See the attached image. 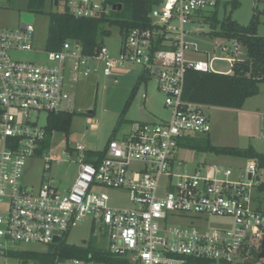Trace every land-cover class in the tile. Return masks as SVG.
Here are the masks:
<instances>
[{"label":"built area","instance_id":"obj_1","mask_svg":"<svg viewBox=\"0 0 264 264\" xmlns=\"http://www.w3.org/2000/svg\"><path fill=\"white\" fill-rule=\"evenodd\" d=\"M219 1L158 0L148 14L149 26L128 30L121 52L114 58L105 46L86 55L81 43L68 41L60 51L44 50L45 61L20 60L16 53L40 52L34 25L0 28V257L9 254L10 244L49 248L56 244V237L61 242L74 224L92 216L94 226L107 238V246L99 248L117 258L116 264H189L191 259L251 264L257 259L264 242V212L256 209L251 195L259 175L257 164L252 161L248 166L250 183L245 185L232 182V171L216 165L187 171L176 153L187 134L211 132L207 106L183 98L189 71L216 73L211 68L213 60L188 58L199 50L189 42L192 33L186 26L207 18ZM52 3L61 5V12L86 19L111 16L115 6L110 0ZM220 48L232 68L244 63L237 59L242 45L236 39ZM92 63L103 65L106 77L112 76L117 65L142 67L165 94L166 105L173 109L171 119L138 124L124 138L111 139L105 157L97 164L86 161L90 150L83 146L70 150V154L81 152L77 159L80 170L67 191L48 180L37 191L26 189V162L45 148L48 115L68 112L67 74L74 81L88 77L98 70ZM42 115L45 124H41ZM133 162L142 163V170L131 172ZM104 187L126 191L133 207H112L108 194L101 191ZM184 215L231 217L234 228L169 227V219ZM55 264L114 263L90 257L57 258Z\"/></svg>","mask_w":264,"mask_h":264},{"label":"rangeland","instance_id":"obj_2","mask_svg":"<svg viewBox=\"0 0 264 264\" xmlns=\"http://www.w3.org/2000/svg\"><path fill=\"white\" fill-rule=\"evenodd\" d=\"M113 4L114 1L110 0ZM113 1V2H112ZM117 1V0H116ZM122 4V3H120ZM115 5V4H113ZM123 5V4H122ZM61 5L55 6L52 0H46L43 7L36 5L29 7V0H0V28L11 30L21 27V16L25 13L34 15L33 25L36 30V49L40 52L16 53L20 60L45 61V41L49 26V13L61 12ZM215 11V10H214ZM221 23L230 17L241 26H248L255 19L257 31L264 38V0H220L215 11ZM117 19L129 17V9L122 6L121 11L113 10ZM210 20L207 19V21ZM209 23V22H208ZM111 35L102 40L111 56L118 57L124 44V36L116 26L109 27ZM192 35L189 42L196 44L199 53L188 54V58L196 61L213 60L211 68L219 74H231L233 68L225 60L227 56L222 52L220 45L231 44V39L216 37L212 32H218L220 25L212 28L204 20L186 26ZM238 61L249 60L248 52L241 48ZM97 72L88 77L79 76L73 80L67 74L66 87L71 99L66 108L74 113L71 133L66 137L62 133H55L44 150L26 162L23 186L31 191H37L45 180L56 186L60 191H67L79 174L80 163L78 157L81 152L70 150L83 146L87 151H103L109 140L114 137L122 139L135 130V124L145 122L164 123L171 119L173 109L166 105V96L159 89L156 78L140 66L126 64L115 66L112 76L106 77L103 65L92 63ZM136 90V91H135ZM134 95L130 106L126 109L128 101ZM211 123V132L207 137L216 147H230L249 149L264 154V83L260 85L259 94L246 101L242 109H228L207 106L205 109ZM45 115L40 117L41 124H45ZM177 156L185 163L187 171L195 169L204 170L205 166L216 165L232 171L231 181L248 185L247 169L251 160L216 156L210 153H201L192 149L181 147ZM70 154V155H69ZM49 165L50 169L45 167ZM143 164L133 162L131 172L142 170ZM69 177V180H67ZM251 188L253 198L258 196L257 179ZM102 192L110 197V205L117 208H132L129 195L122 189L102 188ZM258 206V203H253ZM169 227L193 226L203 231L231 230L234 228V219L231 217L184 215L168 221ZM107 238L94 226L93 217L74 224L61 242L49 248L37 244H10L9 254L0 257V264H50L51 254L58 246H83L93 244L94 247L107 246ZM39 253V259H21L13 255L14 252ZM42 254V255H41ZM44 255V256H43ZM257 258V257H256ZM251 264H264V259H256Z\"/></svg>","mask_w":264,"mask_h":264},{"label":"trees","instance_id":"obj_3","mask_svg":"<svg viewBox=\"0 0 264 264\" xmlns=\"http://www.w3.org/2000/svg\"><path fill=\"white\" fill-rule=\"evenodd\" d=\"M46 0H29V7L36 5L43 7ZM115 5L126 6L129 9V17L117 19L111 16L99 19L76 18L67 11L49 13L48 33L45 41V50L48 52L60 51L65 42L81 43L83 53L93 55L97 53L102 45V40L111 35V31L106 26L118 27L124 36L128 30L135 27L149 26L148 14L158 3V0H113ZM112 1V2H113ZM111 2V1H110ZM122 3V4H120ZM220 3V1H219ZM219 3L217 8L219 7ZM215 9V11L217 10ZM118 11V10H116ZM213 11L207 18H204L212 28L220 25L218 32L213 35L220 38L236 39L245 48L249 55V60L243 61L251 67L248 73L237 63L230 75L219 73H202L189 71L186 76L184 100L190 103L220 107L228 109H242L246 101L256 97L260 92V85L264 83V38L258 35L257 21L254 19L250 25L241 26L227 17L221 23L217 19L216 12ZM30 13L32 11H29ZM210 20L207 21V19ZM209 22V23H208ZM136 91V90H135ZM134 95L128 101L126 109L130 106ZM46 124L47 137L43 143L44 147L48 144L55 133H62L68 137L74 119L72 112L51 113L48 115ZM208 135V134H207ZM112 137L111 139H113ZM110 139V140H111ZM109 140V141H110ZM179 148L184 147L201 153H210L216 156H226L232 158H243L254 161L257 164L259 175L256 192L258 196L253 198V202L258 203L257 210L264 212V154L252 148L240 149L230 147H216L211 144L207 137L187 134L179 141ZM106 149L102 152L89 151L86 155L88 163L97 164L106 155ZM13 255L21 259H39V253L33 252H14ZM42 255V254H41ZM44 256V255H43ZM92 258L97 262L118 263L105 248L88 246L62 245L51 254V263L55 264L57 258ZM189 264H213L211 261L191 259Z\"/></svg>","mask_w":264,"mask_h":264},{"label":"water","instance_id":"obj_4","mask_svg":"<svg viewBox=\"0 0 264 264\" xmlns=\"http://www.w3.org/2000/svg\"><path fill=\"white\" fill-rule=\"evenodd\" d=\"M55 5H58V2L57 1L55 2ZM113 9L114 10L121 11L122 5H118V8H117V5H115ZM33 20H34V15L33 14H31V13H25V14H23L21 16V27L24 28L27 24H32L33 23ZM239 65L246 72H248V73L251 72V67L250 66H248V65H246L244 63H240ZM251 177H252V175L250 174L249 175V178L251 179ZM58 242H60V237H56L54 239V243H58ZM257 259H260V260L261 259H264V242L262 244V252L257 255Z\"/></svg>","mask_w":264,"mask_h":264},{"label":"crops","instance_id":"obj_5","mask_svg":"<svg viewBox=\"0 0 264 264\" xmlns=\"http://www.w3.org/2000/svg\"><path fill=\"white\" fill-rule=\"evenodd\" d=\"M145 123H149V122H145ZM152 123H155V122H152ZM140 124H143V123H140ZM136 125H138V124H135V126H136ZM106 147H107V146H106ZM106 147H105V148H106ZM104 150H105V149H104ZM104 150H103V151H104ZM91 151H93V150H91ZM95 152H102V151H95ZM67 180H69V177H67Z\"/></svg>","mask_w":264,"mask_h":264}]
</instances>
